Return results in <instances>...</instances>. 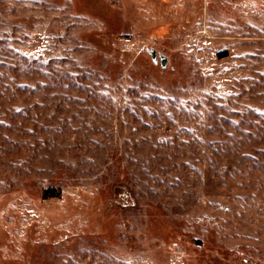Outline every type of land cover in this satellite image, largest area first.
<instances>
[{
	"label": "rangeland",
	"instance_id": "374dc122",
	"mask_svg": "<svg viewBox=\"0 0 264 264\" xmlns=\"http://www.w3.org/2000/svg\"><path fill=\"white\" fill-rule=\"evenodd\" d=\"M0 264H264V0H0Z\"/></svg>",
	"mask_w": 264,
	"mask_h": 264
},
{
	"label": "water",
	"instance_id": "95a60500",
	"mask_svg": "<svg viewBox=\"0 0 264 264\" xmlns=\"http://www.w3.org/2000/svg\"><path fill=\"white\" fill-rule=\"evenodd\" d=\"M149 54L151 56L152 62L156 63L157 62V54L154 50H150ZM159 60H160V65L161 67H165L166 66V58L164 56L159 55Z\"/></svg>",
	"mask_w": 264,
	"mask_h": 264
}]
</instances>
